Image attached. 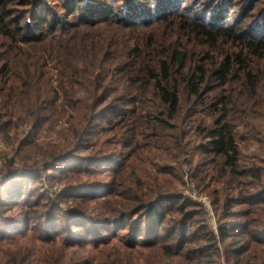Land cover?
Instances as JSON below:
<instances>
[{
	"label": "trees",
	"instance_id": "trees-1",
	"mask_svg": "<svg viewBox=\"0 0 264 264\" xmlns=\"http://www.w3.org/2000/svg\"><path fill=\"white\" fill-rule=\"evenodd\" d=\"M252 115L264 120V0H0V138L30 128L9 163L22 170L0 183V242L118 241L127 253L212 260L217 240L198 206L161 183L180 180L176 169L135 166L146 151L178 160L189 147L199 185L226 186L212 193L221 241L237 228L231 254L250 262L264 248V159L245 158L239 143ZM63 122V143L40 142ZM45 181L64 188L43 193ZM0 264L37 263L20 247Z\"/></svg>",
	"mask_w": 264,
	"mask_h": 264
},
{
	"label": "rangeland",
	"instance_id": "rangeland-1",
	"mask_svg": "<svg viewBox=\"0 0 264 264\" xmlns=\"http://www.w3.org/2000/svg\"><path fill=\"white\" fill-rule=\"evenodd\" d=\"M260 107L261 106H255V108H253L255 114L256 111H262ZM252 116L253 117H249L251 120L250 130L241 131L245 134V137L244 140H239L240 148L245 158L253 159L260 157L264 159V120L257 119L255 115ZM67 128L68 125L64 122L57 125L55 129L44 132L40 142L42 144L50 142L63 143L64 138L67 135ZM253 128H257L256 131H253ZM25 134H27V129L23 127L20 128L16 134L14 132L9 134V137L6 139L0 138L5 146V149L0 151V177L3 176L6 179L12 172L14 174L16 170H22L20 169L18 159H16L14 166L12 165L13 167L9 165V163L13 156L15 157L16 148L19 146L20 142L24 140ZM198 143L199 141L193 142L191 146H197ZM189 149L190 148L187 147L186 150L188 153L180 156V159L177 158L178 160L170 157L171 155L166 152H155L153 150L150 152L146 151L143 154L140 153L141 157L137 158L138 160L135 166L137 168H144L146 166L147 173L149 171L154 173L153 166H155V164L166 168H172L173 170L176 169L178 177H181L180 180L177 177H171L173 180H170L165 176H162L161 183L164 187L168 188V195L173 194L181 196L198 206L201 222L208 228V230L213 232L217 240L219 253L212 260L207 257L203 259L201 263H189L184 259V254L181 256L168 257L153 249H138L132 253H127L123 250L122 243H119L118 241H114L111 245L97 250L91 248L65 249L64 247H61L60 244L45 245L37 238L28 234L24 237H19L14 241L0 242V263L5 262L11 252L22 247L26 252H29V254L34 256L37 264H44V258L49 255L64 257L67 260L71 258H80V260H82L81 258H84L87 260L85 264H107L108 261L118 262L119 257L124 258L128 256L131 258L133 264H243L240 262L238 263L235 257L231 254V252H233L232 250L236 248V240H242L238 235L237 228H233L231 239H228L226 242H222L220 239L219 227L223 220H220V216L215 209V200L212 193L215 189H218L219 191L225 190L226 186L222 185V183L217 184L211 181H209V183L206 181L208 185L205 183V185L200 186L198 180L193 177V169L198 166L200 156L196 155L193 157L192 153L189 154ZM142 161H146V165L142 164ZM178 161L180 163H178ZM49 174H53V171H49ZM20 178V175H15L9 180L17 182ZM96 178H98L97 180H99V183L101 184H106L109 181L107 175H100ZM52 185V183L47 181L43 182V185L41 183V188H43L41 192H53L54 190L58 191L64 188L58 184L54 185V187ZM243 189L248 190V187H244ZM227 192H231L230 187ZM247 209L248 206L244 205L243 207H234L233 210L234 212L242 213L243 210ZM256 215L255 218L264 223V210H258ZM229 222L234 227L238 222H243V219H231ZM125 253L128 256H125ZM252 254H256V258L251 259L250 262L249 260L247 262L245 261L244 264H264V248L252 250L248 253V255ZM80 264H84V262L80 261Z\"/></svg>",
	"mask_w": 264,
	"mask_h": 264
},
{
	"label": "built area",
	"instance_id": "built-area-1",
	"mask_svg": "<svg viewBox=\"0 0 264 264\" xmlns=\"http://www.w3.org/2000/svg\"><path fill=\"white\" fill-rule=\"evenodd\" d=\"M27 129V133L29 132L30 128H26ZM3 149H5L4 143L2 140H0V151H2ZM5 178L3 176L0 177V183L4 180Z\"/></svg>",
	"mask_w": 264,
	"mask_h": 264
}]
</instances>
